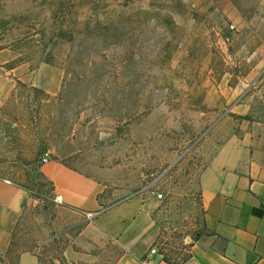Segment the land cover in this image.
Segmentation results:
<instances>
[{"label":"rangeland","instance_id":"1","mask_svg":"<svg viewBox=\"0 0 264 264\" xmlns=\"http://www.w3.org/2000/svg\"><path fill=\"white\" fill-rule=\"evenodd\" d=\"M2 86L0 177L33 199L5 264L25 250L65 264L78 215L47 164L95 182L101 211L162 194L155 251L183 264L205 233L203 173L228 142L264 137V0H0Z\"/></svg>","mask_w":264,"mask_h":264},{"label":"crops","instance_id":"2","mask_svg":"<svg viewBox=\"0 0 264 264\" xmlns=\"http://www.w3.org/2000/svg\"><path fill=\"white\" fill-rule=\"evenodd\" d=\"M10 92L2 86L0 106ZM259 135L225 144L203 173L205 233L183 264H264V137ZM42 171L54 194L62 196L60 205L78 215L68 229L76 235L64 251L65 264H93L111 244L121 251L113 264H170L154 247L162 231L158 197L141 195L101 211L100 190L91 179L60 164H47ZM32 202L25 188L0 177V264L11 255L21 217ZM16 264L42 263L36 252L25 250Z\"/></svg>","mask_w":264,"mask_h":264},{"label":"trees","instance_id":"3","mask_svg":"<svg viewBox=\"0 0 264 264\" xmlns=\"http://www.w3.org/2000/svg\"><path fill=\"white\" fill-rule=\"evenodd\" d=\"M56 240V239H55ZM157 244H158V241H157V243H155V245H154V247H157ZM193 244V243H192ZM192 246V245H191ZM162 256H163V260L165 261V262H167V263H170V264H176V263H174L171 259H169L168 257H167V255L166 254H164V253H160ZM190 257V251H189V254H188V256L186 257V258H184L183 259V263L188 259Z\"/></svg>","mask_w":264,"mask_h":264},{"label":"built area","instance_id":"4","mask_svg":"<svg viewBox=\"0 0 264 264\" xmlns=\"http://www.w3.org/2000/svg\"><path fill=\"white\" fill-rule=\"evenodd\" d=\"M162 198H163V195L162 194H159L158 195V199H162ZM55 202L61 204L63 202L62 196H57L55 198ZM93 218H94V215H88V219L89 220H92Z\"/></svg>","mask_w":264,"mask_h":264}]
</instances>
